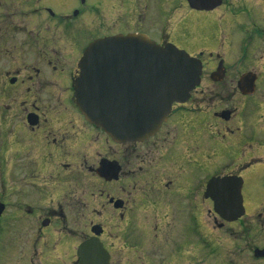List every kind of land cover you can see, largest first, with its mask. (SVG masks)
<instances>
[{
	"label": "flooded vegetation",
	"instance_id": "1",
	"mask_svg": "<svg viewBox=\"0 0 264 264\" xmlns=\"http://www.w3.org/2000/svg\"><path fill=\"white\" fill-rule=\"evenodd\" d=\"M55 1L0 0V188L4 177L10 186L0 195V218L9 201L22 245L17 254L3 253L0 221V264L7 256H17L16 264H80L78 247L96 236L95 226L109 264L152 263L142 249L149 240L135 237L134 227L150 230V217L180 207L206 204L211 212L208 160L217 153L207 138L228 136L235 144L253 138L243 125L250 124V109L264 103L258 76L253 93L239 90L248 71L230 70L226 53L202 59L204 52L189 50L202 41L207 48L231 44L238 49L235 65L242 64L248 45L264 44V0H220L211 10H196L188 0ZM140 33L197 57L200 84L185 102L173 103L145 140L114 141L83 116L73 82L91 41ZM220 62L224 77L215 80ZM218 84L223 88L214 89ZM217 172L241 177V190L249 182L242 171ZM242 203L249 217L243 193Z\"/></svg>",
	"mask_w": 264,
	"mask_h": 264
},
{
	"label": "water",
	"instance_id": "2",
	"mask_svg": "<svg viewBox=\"0 0 264 264\" xmlns=\"http://www.w3.org/2000/svg\"><path fill=\"white\" fill-rule=\"evenodd\" d=\"M188 2L196 10H211L220 4V0ZM78 67L79 74L73 82L77 107L89 122L121 142L145 140L152 135L172 103L188 99L190 91L200 84L202 73L201 61L187 51L173 44L161 47L141 33L91 41ZM224 72L220 62L215 80H221ZM238 80L242 93L254 92L255 74L245 72ZM228 115V110L223 112L224 119ZM108 173L107 168L100 169L104 178H109ZM242 184V178L236 175L214 176L207 182L205 195L211 197L214 212L227 222L245 214ZM99 230V226L92 229L96 236ZM96 236L79 245L80 264H109L108 254ZM253 254L264 258V248H255Z\"/></svg>",
	"mask_w": 264,
	"mask_h": 264
},
{
	"label": "rangeland",
	"instance_id": "3",
	"mask_svg": "<svg viewBox=\"0 0 264 264\" xmlns=\"http://www.w3.org/2000/svg\"><path fill=\"white\" fill-rule=\"evenodd\" d=\"M59 6L63 7V5ZM193 30L199 34L203 32V28L193 27ZM203 42L205 41L200 45L192 46L189 51L204 52L202 59H206L207 52L210 51L215 53L218 51L222 58L226 53L230 70L237 67L252 72L258 76L259 82L256 84L259 85V89H264V44L257 42L248 45L245 61L235 65V58L238 56V49L235 46L232 47L230 44L207 48ZM209 85L211 86L210 83ZM220 88L223 86L219 84L214 86L216 90ZM250 110L251 115L248 118L250 124L243 126L251 127L253 138L247 141L236 140L235 144L228 136L220 138L216 135L211 139L213 141L215 138V145L209 141L210 138H207V143L213 146L212 151L215 149L217 153L208 160L211 176L217 171H242L250 175L249 182H246L241 190L250 216H242L241 219L226 222L214 212L213 208L208 212L206 204H202L199 209L180 207L175 212L171 210L162 212L159 216H152L150 230L134 225V229L136 228L134 236L139 238L143 236L144 239L149 240V243H144L145 246L142 248L143 251L150 252L152 263L148 262V264H264L262 259L254 258L252 254L254 247H264V103H259L257 108ZM205 133L211 136L208 129ZM7 181L4 177L5 188H0V195H4L5 191L10 192ZM8 205L10 206L7 209L11 210L9 201ZM6 210L0 218L4 225L2 227L5 236L2 242L3 253L13 255L21 250L22 245L15 235L13 211ZM16 257L7 256V264H16Z\"/></svg>",
	"mask_w": 264,
	"mask_h": 264
}]
</instances>
